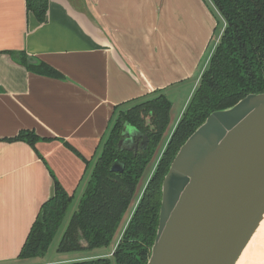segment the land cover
Returning <instances> with one entry per match:
<instances>
[{"label":"crops","instance_id":"1","mask_svg":"<svg viewBox=\"0 0 264 264\" xmlns=\"http://www.w3.org/2000/svg\"><path fill=\"white\" fill-rule=\"evenodd\" d=\"M71 1L77 13L48 0L38 21L26 0H0V264H39L19 254L55 181L75 200L114 110L192 79L217 24L210 0ZM21 131L34 145L12 140Z\"/></svg>","mask_w":264,"mask_h":264},{"label":"trees","instance_id":"2","mask_svg":"<svg viewBox=\"0 0 264 264\" xmlns=\"http://www.w3.org/2000/svg\"><path fill=\"white\" fill-rule=\"evenodd\" d=\"M224 18L223 30L201 74L199 84L176 127L173 129L155 170L149 178L122 234L112 258L71 261L61 264H147L158 227L162 181L180 146L215 111L234 105L249 93L264 92V0H211ZM48 0H26V9L44 21ZM24 63V55L11 52ZM47 75H58L39 62L31 66ZM171 102L163 92L136 101L123 110H114L112 126L101 144L85 189L59 241L58 252H73L107 246L126 212L137 183L151 160L169 123ZM126 126L146 136L145 143L123 149ZM12 140L34 145L37 136L21 131ZM80 156L70 144L64 143ZM116 160L122 172L110 170ZM89 166V161H86ZM72 201L55 181L54 193L40 207L22 246L19 257L33 258L46 253Z\"/></svg>","mask_w":264,"mask_h":264},{"label":"water","instance_id":"3","mask_svg":"<svg viewBox=\"0 0 264 264\" xmlns=\"http://www.w3.org/2000/svg\"><path fill=\"white\" fill-rule=\"evenodd\" d=\"M66 1L77 13L75 1ZM123 134V149L147 139L130 126ZM123 169L119 160L110 167ZM263 209L264 92L211 112L180 146L162 181L147 264H232Z\"/></svg>","mask_w":264,"mask_h":264},{"label":"rangeland","instance_id":"4","mask_svg":"<svg viewBox=\"0 0 264 264\" xmlns=\"http://www.w3.org/2000/svg\"><path fill=\"white\" fill-rule=\"evenodd\" d=\"M212 4L214 5V3L212 2L210 4V6H212ZM214 7L216 9L212 8V10L215 14L217 24H216V28H215L214 33H213V39L210 42V46L208 48V51L204 57V60L201 62L199 69L197 70V72L195 73V75L193 76L192 79H189L185 83H182L180 85H178V84L173 85V87H170L164 91L165 96L171 102V108H170V112H169V123L167 125V128H166L158 146L156 147L154 155L152 156L149 163L146 165V167H145V169H144V171H143V173H142V175H141V177L137 183V186H136V189L134 192V196H133L126 212L124 213L111 242L107 246L96 247V248H92V249H82V250L73 251V252H58L57 251L59 241L61 240L62 234L66 228V225H67L72 213L77 208V203H78V201H79V199L83 193V191H82L81 193H77L75 195L76 199L70 203V205H69V207H68V209L64 215V218L62 220V223H61L60 227L58 228L54 238L52 239L46 253L42 256L36 257L35 259H31L32 262L34 261V263H39V264H61V263H68L71 261L95 259L97 257H110V258H112V250L115 247V245L117 244V242H118V240L122 234V231L124 230L129 218L131 217L132 212L135 209L137 202H138V200H139V198L143 192V189L145 188V185L147 184L149 178L153 174L155 167H156V164H157V161L160 157L162 150L165 148V145L167 143V140L169 139V136L171 135L173 129L176 127V125L180 121V119H181V117H182V115H183L192 95H193V92L195 91V89L198 86L199 79H200L199 71L202 67V64L206 60L208 53L214 50V48L218 42V38H219V36L223 30L224 18L215 5H214ZM207 66H208V64H207ZM111 126H112V124H111ZM93 164H94V160L92 162L91 167H93ZM88 176H89V173L86 175V177H88ZM262 242H264V240H262ZM262 254H264V253H259L258 257L254 260V264H257V263L261 262L262 260H264V257L262 256ZM66 259H68V260L64 261ZM236 264H238V262H236Z\"/></svg>","mask_w":264,"mask_h":264},{"label":"bare ground","instance_id":"5","mask_svg":"<svg viewBox=\"0 0 264 264\" xmlns=\"http://www.w3.org/2000/svg\"><path fill=\"white\" fill-rule=\"evenodd\" d=\"M264 209L245 234L232 264H254L259 253H264ZM264 257V254H262ZM261 259V258H260ZM257 264H264V260Z\"/></svg>","mask_w":264,"mask_h":264},{"label":"flooded vegetation","instance_id":"6","mask_svg":"<svg viewBox=\"0 0 264 264\" xmlns=\"http://www.w3.org/2000/svg\"><path fill=\"white\" fill-rule=\"evenodd\" d=\"M124 137H125V135H124ZM134 142H135V144L137 143H141L142 142V138H136L135 140H134ZM126 146H132L131 148H133V144H130V143H127V145ZM135 146V145H134Z\"/></svg>","mask_w":264,"mask_h":264}]
</instances>
